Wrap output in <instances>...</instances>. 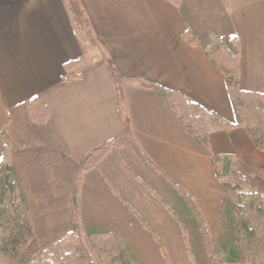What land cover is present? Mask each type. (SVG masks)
Instances as JSON below:
<instances>
[{
  "label": "crops",
  "instance_id": "crops-1",
  "mask_svg": "<svg viewBox=\"0 0 264 264\" xmlns=\"http://www.w3.org/2000/svg\"><path fill=\"white\" fill-rule=\"evenodd\" d=\"M78 1L88 22L83 34L67 0H0V160L6 155L14 169L33 228L51 241L68 236L73 223L85 237L116 233L137 264H167L159 249L189 259L190 221L175 214L174 183L200 212L212 253L221 254L235 244L228 195L165 92L234 125L225 79L205 47L212 38L231 46L238 87L264 93V0ZM111 69L121 79L119 104ZM34 99L47 111L41 123L29 115ZM109 140L118 146L82 170ZM208 147L234 159L261 193L264 212V152L246 129L214 131ZM131 249H142V258Z\"/></svg>",
  "mask_w": 264,
  "mask_h": 264
},
{
  "label": "trees",
  "instance_id": "trees-1",
  "mask_svg": "<svg viewBox=\"0 0 264 264\" xmlns=\"http://www.w3.org/2000/svg\"><path fill=\"white\" fill-rule=\"evenodd\" d=\"M67 10L75 30L79 34L85 33L88 22L79 1L67 0ZM205 55L225 79L236 123L231 125L221 120L181 93L167 91L165 95L185 130L211 156L217 180L228 195V209L234 225L231 235L235 233V244L230 242L221 254L214 255L210 250L204 221L195 203L189 194L171 183L181 200L178 205L179 213L175 214L181 224V215L185 214L188 221L201 231L211 264H264V212L261 193L237 172L233 158L213 156L208 147L209 134L239 126L246 129L253 144L264 152V93L238 87V55L231 46L212 38L205 47ZM111 73L119 104L121 79L114 69H111ZM137 81L146 87H155L147 81ZM29 115L33 121L41 123L47 117V111L34 99L29 105ZM117 146V140H109L93 149L83 160L82 170L92 168L110 148ZM73 206L76 208L75 200ZM33 229L14 169L4 155L0 160V264H21L20 251L32 241ZM76 232L78 227L73 223L72 232L68 236L78 240L80 237ZM87 238L93 239L97 244L95 251L103 264H137L116 233L96 234ZM66 239L67 237L62 238L39 250L26 264H97L88 249H66L63 245Z\"/></svg>",
  "mask_w": 264,
  "mask_h": 264
},
{
  "label": "rangeland",
  "instance_id": "rangeland-1",
  "mask_svg": "<svg viewBox=\"0 0 264 264\" xmlns=\"http://www.w3.org/2000/svg\"><path fill=\"white\" fill-rule=\"evenodd\" d=\"M85 49L86 50L90 49L87 52H92L93 53V47L92 46L85 47ZM55 218H57V217H55ZM186 223H188L189 229L187 230V233L185 234L186 238H184L185 239L184 241L186 242V245H187V248H188L187 249V253H188V256H189L191 264H211L210 263L209 254L207 253V249L205 247V243H204V241L202 239L201 231L196 229V227L194 225H192L190 222H186ZM183 226L186 227V225H183ZM35 227H38V223H35ZM33 231H34V236L32 238V241L29 243L28 246H26L25 248H23V250L20 251V254H19V259L20 260L19 261L21 262V264H26V262L28 260H30L35 255V253H37L39 250H41V249L49 246L53 242H55L53 240H52L53 241L52 242L49 239H44V237H41L40 236L41 233L39 232L38 229H33ZM71 232H72V229H71L70 233ZM76 233L80 234V235L78 234V236L80 238H78V240H76L72 236H66L67 239L63 243L64 247L66 249H69V248H71V249H73V248L74 249H88L89 252L92 254L95 262L97 264H103L102 261L99 259L98 255L96 254L95 249H96L97 244L95 243V241H93V239H90V238H87V237L83 236L80 233V230H78V232H76ZM207 233H208V231H207ZM66 237H64V238H66ZM208 241H209V246H211L209 234H208ZM131 250L134 252L135 255H137V256L140 255V258H142V253H141L142 249H131ZM210 250L212 252L211 247H210ZM159 252H160V254L163 257L165 256L164 258L166 260H170V262H171L170 263L169 261L165 260V263H167V264H177L174 260L176 259L177 261H180L181 254H182L183 251H181V253H177L176 252V253L172 254V251L170 249H167V251L165 249H159ZM167 255H168L169 259H167ZM182 257H183V261L182 262L180 261L179 264H189L188 263L189 259H188L187 255L185 256L184 252L182 254ZM173 258H175V259L173 260Z\"/></svg>",
  "mask_w": 264,
  "mask_h": 264
}]
</instances>
